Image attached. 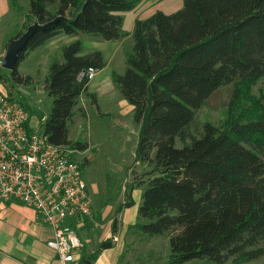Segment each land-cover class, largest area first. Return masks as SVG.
Masks as SVG:
<instances>
[{
	"label": "trees",
	"instance_id": "obj_1",
	"mask_svg": "<svg viewBox=\"0 0 264 264\" xmlns=\"http://www.w3.org/2000/svg\"><path fill=\"white\" fill-rule=\"evenodd\" d=\"M137 3L29 0L28 16L52 23L29 39L13 71L7 73L0 63V81L31 83L19 63L56 35L89 33L107 41L128 36L121 12ZM21 34L10 36L6 45ZM132 37L126 69L114 72L113 79L140 124L135 161L149 168L139 181L146 186L140 230L170 238V264L259 259L264 255V107L251 120L231 118L222 127L205 122L199 134L192 125L219 88L235 83L238 93L264 78V0H184L173 13L158 10L136 19ZM81 50L76 40L64 47L62 60L51 63L45 90L53 103L44 130L54 144L86 150L88 142L69 137V122L90 82L78 75L89 67L102 70L106 60L101 51L81 55ZM92 100L97 105L95 95ZM133 204L130 200L126 207ZM113 244L108 238L94 253L83 250L81 264Z\"/></svg>",
	"mask_w": 264,
	"mask_h": 264
},
{
	"label": "rangeland",
	"instance_id": "obj_2",
	"mask_svg": "<svg viewBox=\"0 0 264 264\" xmlns=\"http://www.w3.org/2000/svg\"><path fill=\"white\" fill-rule=\"evenodd\" d=\"M142 0H138V3ZM145 1V0H144ZM11 8L0 16V36L13 26L11 36L17 31L24 32L26 28L36 20L28 16L29 0H10ZM133 12H126L125 28L128 29L133 18ZM129 36V35H128ZM127 37V36H126ZM83 53H93L96 50L104 52L110 58L108 67L100 72L99 78H104L110 72H124L126 68V55L133 51V43L128 39L117 50L116 55L111 54L116 50V45H110L100 36L80 33ZM125 38V37H124ZM34 51V52H33ZM31 51L29 58L21 61L18 70L23 75H31L37 89L43 90L46 78L50 71L51 63L63 59V52H52L50 57L44 53L42 46ZM4 55V53H3ZM2 55V56H3ZM58 57H62L58 59ZM55 58V59H53ZM7 73L10 71L5 70ZM25 85L12 80L0 81V90L13 95L28 106V98L32 97L37 102L40 111L38 122L35 125L41 127L49 116L53 98L45 90L42 94L33 90L36 96L26 93ZM35 89L34 86H28ZM235 83L225 85L216 90L206 104L197 110L192 130L199 134L205 122L222 127L229 119H241L243 121L256 118L264 107V78L257 81L249 88L242 87L235 92ZM99 92V91H98ZM100 94L99 109L93 104L91 97L86 96L87 108L80 100L75 108V116L69 122V137L73 141L88 142L89 148L78 150L75 159L82 166L84 178L89 185L92 197L93 212L79 225V234L82 237L84 248L92 251L99 247L97 243L105 235H112L114 242L121 236L125 225L126 249L128 257L122 264H170V238L167 235H151L140 230L139 225L143 219L139 216V208L143 202L145 185L139 181L146 178L144 172L149 168L135 161V152L138 143L140 124L135 122L134 114L119 117L118 120L112 113L119 111V103L114 99L113 93ZM80 102V103H79ZM31 108V107H29ZM81 108L86 113H82ZM88 113V115H87ZM35 115V113H34ZM181 146V141L177 140ZM134 201L131 207H126L127 202ZM125 208L118 212V207ZM117 220V231L113 233V222ZM91 224L89 225V223ZM94 223V224H93ZM96 227L93 234L92 226ZM90 229V230H89ZM87 235V236H86ZM85 236V240L84 237ZM89 236V237H88ZM186 264H216L203 260H193ZM242 264H264V255L259 259L244 262Z\"/></svg>",
	"mask_w": 264,
	"mask_h": 264
},
{
	"label": "built area",
	"instance_id": "obj_3",
	"mask_svg": "<svg viewBox=\"0 0 264 264\" xmlns=\"http://www.w3.org/2000/svg\"><path fill=\"white\" fill-rule=\"evenodd\" d=\"M97 72L89 67L78 79L92 81ZM33 115L0 90V205L18 201L33 208L53 230L48 245L60 263L75 264L83 255L79 225L93 212L89 185L77 149L52 143Z\"/></svg>",
	"mask_w": 264,
	"mask_h": 264
},
{
	"label": "crops",
	"instance_id": "obj_4",
	"mask_svg": "<svg viewBox=\"0 0 264 264\" xmlns=\"http://www.w3.org/2000/svg\"><path fill=\"white\" fill-rule=\"evenodd\" d=\"M183 5L184 0H142L137 3L136 7L133 10H131L134 15L128 29L125 28L126 12H121V14L124 16L123 28L126 32L129 33V36L118 40L108 41V44L114 46L116 45V50L111 54V59L113 55H116L117 50L120 49L121 45L125 42L126 39H129L134 46L132 33L134 30L136 19L148 18L158 10L170 14L181 9ZM10 8V0H0L1 17L5 12H8ZM12 30L13 26L10 30L5 31L0 36V58L2 57L3 53L5 54V49L7 46L6 43L11 36ZM76 40H80L79 34H59L48 40L44 45H42V48H44V53L50 57V53H60L61 51L63 52V49L66 45ZM101 52L104 54L103 51ZM30 54L26 59L29 58ZM80 54L87 55L89 53H83L81 50ZM61 58L62 57H58V59ZM104 58L106 60V66L103 69L108 67V65L110 64V58L105 55ZM102 70H99L95 78L89 82L87 92L83 93L79 97L78 100H80L81 102H79L80 106H82L83 103L84 107L87 108L86 104H84V102H86L87 100L85 94H87L88 99L89 97L92 98V95H95L96 103L97 105H99V93H101L102 95L113 93L115 101L117 100V102L113 103H119L120 109L119 111H116L115 114L112 112L110 113L113 114V116H115L116 118L118 117V120H120L119 117H124L129 114L133 116L134 106L131 105L121 94L119 88L114 82L113 71L110 72V74H107L102 79L99 78L100 72ZM25 86L28 89V91L26 90L27 94H30L33 97L36 96V93H34L33 90H36L37 86L34 82L33 84H28ZM28 86H34L35 89H32V87L28 88ZM43 88V90L37 89L39 91L38 95L42 94V92H45V85ZM27 103L28 108L31 107L29 109L33 114L35 113V115H33V122H38L40 111L38 109L37 102L34 101L32 97H29ZM90 224L91 222L89 223V225ZM127 225L128 223L125 225V229L122 228L121 236L117 241L114 242L113 247L102 250L95 260H86L83 264H122L123 261L125 262L126 258L128 257L125 239L126 231L129 227ZM94 230H96V227L93 225L91 227L92 234ZM52 237V228L37 216L33 208L23 205L18 201H10L8 203L0 205V264H61L57 252L48 245V241ZM83 237L85 240L86 237ZM108 238L113 237L112 235H105V237L97 241V243L100 245L104 240ZM98 248L99 247L92 251H88L87 248H84L83 245V250L86 251L87 254L94 253ZM75 264H81V260Z\"/></svg>",
	"mask_w": 264,
	"mask_h": 264
},
{
	"label": "water",
	"instance_id": "obj_5",
	"mask_svg": "<svg viewBox=\"0 0 264 264\" xmlns=\"http://www.w3.org/2000/svg\"><path fill=\"white\" fill-rule=\"evenodd\" d=\"M52 22L40 23L34 21L20 36L11 39L5 49L4 56L1 57V67L8 71H13L19 61L20 53L26 49L29 39L40 29L46 28Z\"/></svg>",
	"mask_w": 264,
	"mask_h": 264
}]
</instances>
